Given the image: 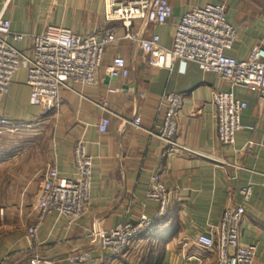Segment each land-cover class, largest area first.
Segmentation results:
<instances>
[{
	"label": "crops",
	"instance_id": "crops-1",
	"mask_svg": "<svg viewBox=\"0 0 264 264\" xmlns=\"http://www.w3.org/2000/svg\"><path fill=\"white\" fill-rule=\"evenodd\" d=\"M169 3L173 17L166 25L153 26L139 19L133 30L148 39L158 34L161 46L170 50L175 27L187 12L221 3L238 33V42L227 55L245 60L255 46L264 49V0ZM105 14L106 0H0V16L11 21L13 34L23 36L21 42L12 41L13 45L27 53L32 37L44 34L50 26L87 36L120 25L108 21ZM115 58L125 60L128 77H106L105 68ZM96 82L62 88L57 110L45 112L29 103L27 68L14 76L10 94L0 103V116L20 125L18 131L0 126V264H28L33 258L24 225L36 217L33 204L47 166L57 168L62 178H72L73 148L81 139L94 161L90 204L73 227L57 216L41 226L38 254L48 264H71L70 256L91 250L89 264H98L103 254L92 249L93 232L135 223L141 216L155 219L159 205L146 198L155 173L171 193L166 215L156 218L154 231L136 241L127 254L106 258V264H139L145 248L161 243L162 264H216V252L193 244L182 248L181 241L194 242L199 235L214 231L226 208L236 206L245 209L240 242L256 248L254 264H264V103L258 94L245 88L235 90L236 97L248 105L241 118L245 129L236 135L233 146L222 147L211 99L215 92L229 91L230 85L195 64L178 62L173 70L153 69L136 44L121 39L106 50ZM110 89L117 92L110 94ZM166 93L182 98L178 142L204 157L169 152L149 134L164 119ZM135 117L142 119L144 130L130 125ZM104 119L110 125L101 134L98 126ZM12 135L19 137L18 142L10 140ZM249 185L254 193L246 202L241 191Z\"/></svg>",
	"mask_w": 264,
	"mask_h": 264
},
{
	"label": "built area",
	"instance_id": "built-area-1",
	"mask_svg": "<svg viewBox=\"0 0 264 264\" xmlns=\"http://www.w3.org/2000/svg\"><path fill=\"white\" fill-rule=\"evenodd\" d=\"M106 16L109 21L120 25L106 28L102 32L82 36L66 28L50 26L42 35L32 37L29 53L17 49L13 42H21L23 36L12 33L11 21L0 16V103L10 94L16 73L27 68V86L30 89L29 103L45 112H54L59 106L62 88L70 84L96 85V76L102 68L106 50L123 39L136 44L147 57L153 69L173 70L176 63H193L202 72L216 75L230 85L229 91L212 95L211 103L216 111L218 140L222 147L235 144L236 135L245 129L241 118L247 110L246 102L239 100L235 90L245 88L256 92L264 103V49L255 46L245 60H236L227 55L238 42V33L230 23L224 4H208L194 7L176 25L172 49L161 46V37L153 34L149 39L133 30L136 20L143 19L153 26H164L173 17L169 0H106ZM122 32V37H119ZM109 79L126 78L127 64L122 58H115L105 68ZM115 94L116 89H110ZM165 116L156 132H149L164 143L169 152L185 153L204 157L178 142L179 115L182 98L175 93H166L162 99ZM130 125L144 130L142 119L135 117ZM109 119L98 126L101 134L107 132ZM0 126L9 131H18L20 125L0 116ZM252 130V128H248ZM75 173L72 178L59 176L57 168L48 165L41 189L34 201L36 217L28 226L26 240L32 250H39L41 244L38 231L51 216L64 219L73 227L84 215L91 200L93 158L87 144L79 140L73 148ZM253 186L242 189L241 195L248 202L253 196ZM147 200L159 205L156 218L166 215L171 193L159 174H153L146 191ZM245 214L243 206L228 207L223 213L218 228L208 234H201L194 242L181 241V247L188 245L208 252L217 253L216 264H254L256 248L240 242V225ZM156 218L141 216L135 223L125 222L116 228L92 234L94 248L103 254L98 264H106V258L116 259L128 253L137 238L148 231ZM93 251L80 252L68 258L71 264H89ZM28 264H48L35 255Z\"/></svg>",
	"mask_w": 264,
	"mask_h": 264
},
{
	"label": "trees",
	"instance_id": "trees-1",
	"mask_svg": "<svg viewBox=\"0 0 264 264\" xmlns=\"http://www.w3.org/2000/svg\"><path fill=\"white\" fill-rule=\"evenodd\" d=\"M157 222L148 231H146L141 236H139L136 241H140L142 237L146 238L149 235V233L154 231L157 225ZM149 246H150V249L149 248L144 249L143 254L140 258L139 264H162V252H163V248H161V246H163L162 243L158 245L157 247L152 246V245H149ZM146 251L148 252L146 253Z\"/></svg>",
	"mask_w": 264,
	"mask_h": 264
},
{
	"label": "rangeland",
	"instance_id": "rangeland-1",
	"mask_svg": "<svg viewBox=\"0 0 264 264\" xmlns=\"http://www.w3.org/2000/svg\"><path fill=\"white\" fill-rule=\"evenodd\" d=\"M105 15H106V14H105ZM106 18H107V16H106ZM107 20H108V19H107ZM108 21H109V20H108ZM20 132H21V131H20ZM20 132H18L17 135H18ZM22 135H23V134H22ZM12 137H13V138L10 139V140H13L14 142H18L19 137H16V135H12ZM29 138L31 139V138H34V137H28V139H29ZM30 139H29V140H30ZM16 145H17V144H16ZM44 223H45V222H44ZM44 223H43V224H44ZM31 224H32V223H31ZM31 224H26V225H24V228H25L26 233H27V230H28V228H29L28 226H30ZM43 224H42V225H43ZM27 227H28V228H27ZM39 230H40V229H39ZM38 232H39V231H38ZM96 233H98V232H93V234H96ZM25 237H26V236H25ZM93 242H95V241H93ZM39 250H40V249H39ZM39 250H32V252L35 253L33 257H35V255H38V256H39V254H38V253H39V252H38ZM98 251H99V250H98ZM39 257H40V256H39ZM40 258H41V257H40ZM31 259H32V258H31ZM41 259H42V258H41Z\"/></svg>",
	"mask_w": 264,
	"mask_h": 264
}]
</instances>
